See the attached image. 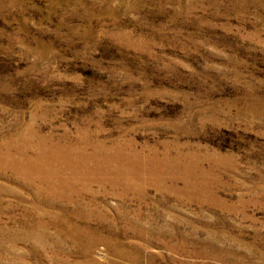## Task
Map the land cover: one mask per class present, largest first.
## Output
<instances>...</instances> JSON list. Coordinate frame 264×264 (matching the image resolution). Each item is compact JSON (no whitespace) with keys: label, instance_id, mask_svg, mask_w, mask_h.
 Masks as SVG:
<instances>
[{"label":"rangeland","instance_id":"rangeland-1","mask_svg":"<svg viewBox=\"0 0 264 264\" xmlns=\"http://www.w3.org/2000/svg\"><path fill=\"white\" fill-rule=\"evenodd\" d=\"M0 264H264V0H0Z\"/></svg>","mask_w":264,"mask_h":264}]
</instances>
